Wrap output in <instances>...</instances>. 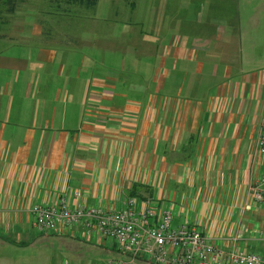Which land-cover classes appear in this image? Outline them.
Segmentation results:
<instances>
[{"label": "crops", "instance_id": "obj_1", "mask_svg": "<svg viewBox=\"0 0 264 264\" xmlns=\"http://www.w3.org/2000/svg\"><path fill=\"white\" fill-rule=\"evenodd\" d=\"M204 18L217 20L202 9ZM6 21L0 38V229L21 234L26 225L35 227V203L50 206L65 199L72 206L122 208L136 197L157 209L172 207L175 217H185L181 225L196 222L217 243L239 235L240 246L264 252V204H255L248 192L264 172L257 142L264 120V66H232L242 57L234 49L235 34L227 31L232 19L220 35L209 31L193 40L185 35L164 40L171 61L155 68V88L109 75L110 65L95 73L86 54L91 62L86 61L82 86L73 89L74 99L82 95L70 115L74 52L57 50L69 36L48 41L41 22L23 30L25 24ZM6 26L12 29L5 31ZM70 39L80 41L77 35ZM155 39L150 49L158 51ZM202 51L225 61L214 69L224 79L209 96L180 98L185 83L167 86L163 79L174 74L178 60H194ZM202 68L199 61L196 72ZM122 82L128 85L121 87ZM127 88L152 94L142 100L117 93ZM164 88L172 93L162 96ZM95 238V244L114 250V242Z\"/></svg>", "mask_w": 264, "mask_h": 264}, {"label": "rangeland", "instance_id": "obj_2", "mask_svg": "<svg viewBox=\"0 0 264 264\" xmlns=\"http://www.w3.org/2000/svg\"><path fill=\"white\" fill-rule=\"evenodd\" d=\"M6 2L0 0L7 20L5 25L10 21L12 25L16 21V24L26 25L23 30H33L35 24L41 22V29L47 33L48 41L69 36L68 43L58 45L57 49L60 52H74L76 67L73 66L69 77L77 78V81L68 94L69 115L82 95V92H78L74 99L73 89L77 84L82 86L86 77V61L91 62L90 59L85 60L86 54L93 59L95 73L99 72L96 69H105L110 65L111 68L107 70L109 75L120 77L124 82L135 80L145 87L155 88V68L171 61L164 48L165 43H162L164 40L170 41L173 35L178 40L184 35L193 40L202 38L209 31L220 35L232 19L233 27L229 26L227 31L235 34L237 44L234 49L242 56L235 59L232 66L235 69L244 67L254 70L264 66V0H99L94 9L63 2L58 5L52 0H15L18 8L15 13L9 14L6 12ZM202 9L217 20H202ZM258 16L261 18L259 22L249 25L251 21H257ZM183 18L186 21L183 22ZM209 22L214 26L209 28ZM7 28L11 30L12 26H6L5 31ZM21 30L18 28L19 32ZM71 35L79 38L77 45L76 42L71 43ZM155 38L159 40L158 51L150 49L152 45L155 47ZM199 61L203 64L201 73L196 72ZM177 62L178 68L174 74L165 76L163 80L167 86L176 81L185 83L186 88L180 98L197 99L202 98V94L209 96L210 92L215 91L216 84L224 79L221 72L214 74L215 65L222 68L225 62L217 58V54L207 57L202 51L194 60ZM183 67L189 72L187 76ZM76 69H80L79 76L75 74ZM180 69L183 70L182 74L179 73ZM124 82L121 87L128 85ZM166 92L169 91L164 88L160 94L163 96ZM117 93L147 100L152 91H131L127 88L117 90ZM117 99L122 103V97ZM166 205L169 206V202ZM176 206L179 214L180 204ZM184 220L185 217L177 215L173 226L178 227ZM25 229L28 231L21 234L0 229V264H106L111 259L130 260V256L115 244L111 243V248H114L111 251L95 244V236L91 241L85 240L82 237L84 230L77 227L69 230L76 236L39 231L31 225H26ZM133 264L153 263L137 259Z\"/></svg>", "mask_w": 264, "mask_h": 264}, {"label": "built area", "instance_id": "obj_3", "mask_svg": "<svg viewBox=\"0 0 264 264\" xmlns=\"http://www.w3.org/2000/svg\"><path fill=\"white\" fill-rule=\"evenodd\" d=\"M259 130L258 150L264 157V120ZM248 192L255 204H264V172ZM31 212L39 231L75 236L69 230L77 227L84 230L85 240L108 239L130 256L128 261L111 259L106 264H133L137 259L153 264H264V252L240 246L239 235L224 236L217 243L196 222L174 227L172 207L157 209L136 197L126 200L122 208L72 206L61 199L50 206L35 203Z\"/></svg>", "mask_w": 264, "mask_h": 264}, {"label": "trees", "instance_id": "obj_4", "mask_svg": "<svg viewBox=\"0 0 264 264\" xmlns=\"http://www.w3.org/2000/svg\"><path fill=\"white\" fill-rule=\"evenodd\" d=\"M52 2H56L58 5H60L63 2L67 4L77 5L79 7L81 6L89 9L90 8L94 9L98 5L99 0H52ZM6 4H7L6 12L8 14L15 13V11L18 8V4H16L15 0H7ZM5 20L6 19L4 18V10L0 6V38L2 37V26Z\"/></svg>", "mask_w": 264, "mask_h": 264}]
</instances>
